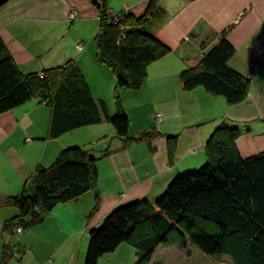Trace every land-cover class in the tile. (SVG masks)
I'll use <instances>...</instances> for the list:
<instances>
[{
    "label": "crops",
    "instance_id": "crops-1",
    "mask_svg": "<svg viewBox=\"0 0 264 264\" xmlns=\"http://www.w3.org/2000/svg\"><path fill=\"white\" fill-rule=\"evenodd\" d=\"M149 1L106 0L109 8L135 16L144 14ZM162 5L166 13L150 31L171 51L150 65L140 88L121 92L131 135L149 132L151 138L127 142L106 119L49 138L51 109L38 99L0 115V264H85L91 230L119 205L156 200L177 175L203 166L207 141L222 123L243 129L237 143L243 157L264 151V63L254 70L249 49L264 35V0H162ZM241 14L228 38L236 47L231 65L245 75L253 71L247 99L232 105L203 86L186 90L181 72L198 65ZM99 16L94 0H10L0 8V35L25 74L76 60L94 96L114 115L117 79L97 59ZM76 145L99 157L97 209V194L90 191L58 204L21 234L6 231V222L19 213L7 199L29 189L38 167H49L63 149ZM138 258L135 247L122 243L99 264H134Z\"/></svg>",
    "mask_w": 264,
    "mask_h": 264
},
{
    "label": "trees",
    "instance_id": "trees-1",
    "mask_svg": "<svg viewBox=\"0 0 264 264\" xmlns=\"http://www.w3.org/2000/svg\"><path fill=\"white\" fill-rule=\"evenodd\" d=\"M94 1L100 8L97 59L115 73L117 113L110 114L107 103L94 96L76 60L45 69L43 76L25 74L0 35V115L38 99L51 109L49 138L106 119L127 142L149 139L153 133L131 135L121 92L140 88L150 65L171 51L150 31L166 13L162 0H150L140 16L122 11L119 21L108 13L106 0ZM229 30L198 65L181 72V81L186 90L203 86L236 105L247 99L250 79L230 63L236 47ZM242 133L241 127L222 123L207 141L203 166L177 175L156 200L116 207L91 230L85 264H99L122 243L135 247L139 258L134 264H159L154 254L160 245L184 248L190 243L206 254L228 256L233 264H264V151L243 157L237 144ZM98 161L90 149L76 145L63 149L49 167H38L29 189L7 199L19 213L6 222L5 230L16 233L18 224L34 225L58 204L90 191L97 194L95 211L100 199Z\"/></svg>",
    "mask_w": 264,
    "mask_h": 264
},
{
    "label": "rangeland",
    "instance_id": "rangeland-1",
    "mask_svg": "<svg viewBox=\"0 0 264 264\" xmlns=\"http://www.w3.org/2000/svg\"><path fill=\"white\" fill-rule=\"evenodd\" d=\"M72 16H73V14H72V10H71L69 13V20L74 22L76 20V18H72ZM241 17H242V14L239 15V17H237L234 20V23L232 25H230L229 28L233 27L235 25V23L239 22ZM260 40H264V35H262L261 38H259L256 42H254L249 47V49L254 44L259 42ZM79 42L81 43L83 41L79 40L78 43ZM254 55L256 57V62H257L258 57L256 54H254ZM262 63H264V62H262ZM40 73H43V71ZM160 246L161 247L157 250V253L154 256L155 260L159 264H216V263H218V264H233L228 256H223L221 258L218 255L206 254L202 250H200L196 245H194L193 243H190L188 247H184V248L180 247V246H165V245H160ZM136 260L134 261V263L136 262Z\"/></svg>",
    "mask_w": 264,
    "mask_h": 264
},
{
    "label": "built area",
    "instance_id": "built-area-1",
    "mask_svg": "<svg viewBox=\"0 0 264 264\" xmlns=\"http://www.w3.org/2000/svg\"><path fill=\"white\" fill-rule=\"evenodd\" d=\"M108 13L111 15V17L115 18L116 21H119L122 15V11H114L113 9H109ZM72 18H78V10L76 8L72 9ZM84 43L83 42H79L77 44L78 49H83L84 48ZM250 50L257 55L258 57V61L256 62L255 66H254V70L258 67V65L262 62H264V40H260L259 42H257L256 44H254ZM41 76H43V73H41ZM253 77V74H249L248 78L251 79ZM163 114L159 113L157 114V119L159 120V122L163 121ZM25 229V226L23 224H18L15 227V232L18 234H21Z\"/></svg>",
    "mask_w": 264,
    "mask_h": 264
},
{
    "label": "water",
    "instance_id": "water-1",
    "mask_svg": "<svg viewBox=\"0 0 264 264\" xmlns=\"http://www.w3.org/2000/svg\"><path fill=\"white\" fill-rule=\"evenodd\" d=\"M9 0H0V8L6 4Z\"/></svg>",
    "mask_w": 264,
    "mask_h": 264
},
{
    "label": "bare ground",
    "instance_id": "bare-ground-1",
    "mask_svg": "<svg viewBox=\"0 0 264 264\" xmlns=\"http://www.w3.org/2000/svg\"><path fill=\"white\" fill-rule=\"evenodd\" d=\"M9 1H10V0H9ZM9 1H8V2H9Z\"/></svg>",
    "mask_w": 264,
    "mask_h": 264
}]
</instances>
